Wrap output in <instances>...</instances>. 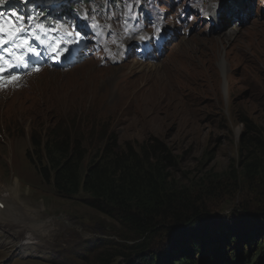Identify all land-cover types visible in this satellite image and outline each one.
<instances>
[{
	"label": "rangeland",
	"instance_id": "374dc122",
	"mask_svg": "<svg viewBox=\"0 0 264 264\" xmlns=\"http://www.w3.org/2000/svg\"><path fill=\"white\" fill-rule=\"evenodd\" d=\"M137 1L145 4L143 10L137 9ZM215 7L220 18L208 25L205 18ZM92 8L97 20L117 33L106 38L96 27L95 55L126 44L120 38L123 27L149 29L148 20L161 10H167L169 25L178 8H188L195 22L186 25L187 40L175 32L155 63H140L130 49L122 62L113 54L104 64L88 61L76 65L78 69L46 68L52 75L27 74L14 86L0 84V189L13 186L25 208L39 212L32 213L36 229L22 223L21 211L13 222L25 233L21 244L11 235H0V264H94L101 255L135 244L123 240L127 234L115 220L85 204V193L58 197L30 164L29 158L38 161L30 136L56 121L57 108L104 119L112 124L120 146L151 138L165 143L172 166L163 184L175 195L169 197L181 206V199L201 196L204 203L195 206L219 214L200 226L227 221L232 229L253 235L251 244L241 246L244 255H251L258 243L264 245V220L255 221L252 215L264 203V0H92ZM225 37L229 39L211 55L212 43L220 44L216 38ZM245 121L252 132L242 138ZM253 160L259 170L246 178L244 167ZM0 203L6 205L4 199ZM244 208L250 213L230 214ZM252 221L253 226L248 224ZM223 235L211 243L217 246ZM20 245L27 254L20 253Z\"/></svg>",
	"mask_w": 264,
	"mask_h": 264
},
{
	"label": "trees",
	"instance_id": "16d2710c",
	"mask_svg": "<svg viewBox=\"0 0 264 264\" xmlns=\"http://www.w3.org/2000/svg\"><path fill=\"white\" fill-rule=\"evenodd\" d=\"M53 111L56 121L30 136V149L38 156L34 163L28 157L30 164L55 195L70 199L85 193L89 208L115 220L127 234L123 240L135 242L113 255H101L94 264H264V245L258 243L249 256L242 252L241 246L251 244L253 235L232 229L227 221L200 226L219 214L196 207L204 203L201 196L193 201L181 199V206L169 197L175 195L163 183L172 160L161 140L120 146L112 124L104 119L79 111ZM243 123L242 138L252 132ZM254 162L246 163V178L258 172ZM262 205L252 213L255 221L264 220ZM233 211L230 214L250 213L245 208ZM255 221L248 224L253 226ZM221 232L224 235L216 246L211 240L218 241ZM233 243L237 246L231 247ZM165 244H170L167 249L162 247Z\"/></svg>",
	"mask_w": 264,
	"mask_h": 264
},
{
	"label": "bare ground",
	"instance_id": "6f19581e",
	"mask_svg": "<svg viewBox=\"0 0 264 264\" xmlns=\"http://www.w3.org/2000/svg\"><path fill=\"white\" fill-rule=\"evenodd\" d=\"M48 4H50V6L48 7L49 9L48 10H43V11H45V12H52V10H55L54 8H56L57 6H58V4L57 3H55V1H53V2H49ZM56 5V6H55ZM54 6V8H52ZM223 17H226V16H223ZM238 17V20H240V19H242V18H240L239 16H237ZM243 22V21H242ZM183 40H187V37L186 36H184V35H182V37H181ZM186 38V39H185ZM217 40H219L220 41V44H218L217 42H213L212 43V45L210 46V48H209V51H210V54L211 55H214L215 54V52L217 51V48H221L222 47V43L223 42H226L228 39H229V37L227 38V37H225V38H216ZM194 44V43H193ZM165 46H163V48H164ZM163 48H162V50H163ZM150 49H153V47L152 46H150V47H147L146 49H145V51H149ZM175 50H177V47H175L174 48ZM173 49V50H174ZM144 51V50H143ZM163 52V51H162ZM227 57V56H226ZM80 60V59H79ZM193 60H195L194 58H192V61ZM225 60L223 59L222 61H221V64H220V67H221V71L224 73V70H225V62H224ZM72 63H73V61H72ZM87 64V62L86 63H84V65H86ZM83 66V65H82ZM81 66V67H82ZM75 69H78L79 67H74ZM176 69V68H175ZM177 71H175V73H177L179 70L178 69H176ZM48 72V75H52V72H50V71H47V69H44V68H42L40 71H38V72H32V73H30V75L31 74H33L34 76H42L44 73H47ZM180 72V71H179ZM191 72V71H190ZM185 73V72H184ZM186 73H187V76H189L190 75V73H189V70L188 71H186ZM192 75V74H191ZM186 76V75H185ZM193 76V75H192ZM195 78V77H194ZM203 78V77H202ZM20 79L21 78H17L16 76H13L12 78H10V79H6V81H7V83H9L10 85H16L19 81H20ZM196 79V78H195ZM2 81H4V80H2ZM193 81V80H192ZM179 82H181V81H179ZM186 82V81H185ZM188 82V81H187ZM180 84V83H179ZM174 85V84H173ZM154 86H156V85H154ZM173 87V86H172ZM180 87V86H179ZM171 88V87H170ZM174 88V87H173ZM173 91V90H172ZM175 91V90H174ZM180 91V90H179ZM170 92V91H169ZM167 93H168V91H167ZM160 95V94H159ZM165 95H166V93H165ZM167 96V95H166ZM162 97V96H161ZM164 97V96H163ZM168 97H170L169 96V94H168ZM167 98V97H166ZM165 98V99H166ZM164 99V100H165ZM168 99V98H167ZM159 100V99H158ZM162 100V99H161ZM164 102V101H163ZM162 102V103H163ZM158 103H160V101L158 102ZM7 187V186H6ZM6 187H3V188H1L0 189V199H1V201H2V199H4L5 200V202H6V205H4V209H3V211L0 209V235H5V234H7V235H11V236H13L14 237V239H16V240H18V244L20 243H22V240H23V238L25 237L24 236V234L25 233H23L22 232V230L21 231H19L18 230V227H16L17 225L15 224H13V222H15V220L17 219V216L19 215V212L21 211V212H24L25 214V218H23L24 220L22 221V223L23 222H25V223H31L32 225H30V227L32 228V227H34L35 229L36 228H38V226H36V225H34L33 224V220H35V221H37V219L34 217V215H32V213H39L37 210H35V209H31V208H28V209H26L25 208V206L22 204V202H21V200H20V198H19V195H18V191L17 190H15L14 189V187L13 186H11V187H9V188H6ZM2 205H3V203H1ZM28 205V204H27ZM24 206V207H23ZM36 206V205H35ZM30 215H32V216H30ZM27 221V222H26ZM31 221H33V222H31ZM16 223V222H15ZM18 223V222H17ZM39 224V223H38ZM20 225V224H19ZM29 226V225H28ZM27 226V227H28ZM36 226V227H35ZM26 227V226H25ZM24 228V227H23ZM39 228H42V227H39ZM26 230V229H25ZM26 232V231H25ZM31 239V237L29 238V239H27L28 241ZM26 240V241H27ZM25 241V242H26ZM35 241V240H34ZM19 250L21 251L20 253H22V254H27V251H28V249H25L23 246H19Z\"/></svg>",
	"mask_w": 264,
	"mask_h": 264
},
{
	"label": "snow or ice",
	"instance_id": "6c2138e0",
	"mask_svg": "<svg viewBox=\"0 0 264 264\" xmlns=\"http://www.w3.org/2000/svg\"><path fill=\"white\" fill-rule=\"evenodd\" d=\"M0 2H2V0H0ZM13 15H16V13H13ZM0 31H2V29H0ZM26 31H27V29H20L21 33L26 32ZM9 35L12 37L11 43L15 44L17 36L11 31L9 32ZM7 43H9V41L4 40L2 37H0V48H3V46ZM29 47H30V45H29ZM5 59H6L5 57H0V79H2L4 76L7 75V73L12 71V68L6 67ZM21 63H23V61ZM18 66L19 65H13V67H18Z\"/></svg>",
	"mask_w": 264,
	"mask_h": 264
},
{
	"label": "water",
	"instance_id": "95a60500",
	"mask_svg": "<svg viewBox=\"0 0 264 264\" xmlns=\"http://www.w3.org/2000/svg\"><path fill=\"white\" fill-rule=\"evenodd\" d=\"M232 211H233V210H232ZM222 212L228 213V212H226V211H222Z\"/></svg>",
	"mask_w": 264,
	"mask_h": 264
}]
</instances>
